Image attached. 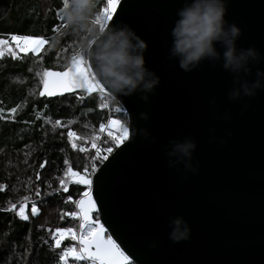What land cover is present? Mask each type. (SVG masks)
I'll return each mask as SVG.
<instances>
[{
	"label": "water",
	"instance_id": "obj_1",
	"mask_svg": "<svg viewBox=\"0 0 264 264\" xmlns=\"http://www.w3.org/2000/svg\"><path fill=\"white\" fill-rule=\"evenodd\" d=\"M183 3L118 0L107 20L108 26L128 24L146 41V67L160 84L148 103L135 94L116 101L127 116V139L91 177L102 236L112 237L128 264H264V91L230 101L233 77L219 64L205 61L185 73L167 59L170 30ZM226 19L241 29L238 48L254 47L264 55V0H228ZM71 67L72 60L63 69L46 71ZM257 69L264 71V61L252 65L246 79L254 80ZM96 91L101 93L75 88L42 97ZM212 98L215 109L209 106ZM213 110L228 113L229 119H213ZM145 111L147 121L139 118ZM140 128L149 131L148 140L139 135ZM186 136L196 140L193 163L199 171L182 180L183 166L168 168L163 148L170 139ZM175 216L190 228L189 239L178 243L168 238L169 218Z\"/></svg>",
	"mask_w": 264,
	"mask_h": 264
},
{
	"label": "trees",
	"instance_id": "obj_2",
	"mask_svg": "<svg viewBox=\"0 0 264 264\" xmlns=\"http://www.w3.org/2000/svg\"><path fill=\"white\" fill-rule=\"evenodd\" d=\"M63 3L0 0V39L30 35L47 41L38 53L0 59V264H89L72 256L60 260L75 241L64 238L55 246L53 233L76 222L77 218L64 213L76 211L75 201L85 191L72 182L66 192L60 181L67 169L84 175L97 149L100 165L102 157L110 154L105 149L114 150L117 144L111 128L97 140L100 125L112 117L126 119L116 101L107 103L97 91L90 96H40L43 73L63 69L76 56L75 39L63 24ZM106 4L107 0H97L98 15L102 16ZM68 131L82 135L83 142L73 148ZM29 200L40 210L36 215L29 213L25 221L11 206Z\"/></svg>",
	"mask_w": 264,
	"mask_h": 264
},
{
	"label": "clouds",
	"instance_id": "obj_3",
	"mask_svg": "<svg viewBox=\"0 0 264 264\" xmlns=\"http://www.w3.org/2000/svg\"><path fill=\"white\" fill-rule=\"evenodd\" d=\"M96 5L97 0H64L63 24L75 39L76 56L90 64V75L106 90L104 98L108 101L135 94L148 103L160 84L159 76L146 67L148 44L126 23L108 26L97 14ZM227 6L228 0H184L170 30L167 59L176 61L185 73L193 72L205 61L213 67L219 64L233 77L228 99L238 101L264 91V71L257 69L254 80L246 79L252 76V65L264 61V55L254 47H237L236 41L242 33L226 19ZM215 105V98L210 99L209 106L215 109ZM211 115L213 119H229L228 113L220 115L215 110ZM139 118L147 121L148 113L141 112ZM210 132L214 134L215 129ZM138 133L145 140L150 138L146 128H140ZM151 142L155 143L154 137ZM196 148L192 136L170 139L163 148L166 166L179 171L182 165V180L188 173L197 174L199 165L193 163ZM168 227V238L173 243L189 239L190 228L182 216L170 217Z\"/></svg>",
	"mask_w": 264,
	"mask_h": 264
},
{
	"label": "snow or ice",
	"instance_id": "obj_4",
	"mask_svg": "<svg viewBox=\"0 0 264 264\" xmlns=\"http://www.w3.org/2000/svg\"><path fill=\"white\" fill-rule=\"evenodd\" d=\"M116 8L115 0H107V5L102 9L105 16V21L112 18L113 10ZM11 41L16 42V47L19 51L28 52L29 50L33 53H38L42 46L47 43L41 37H33L30 35H13L11 36ZM8 44L7 40L0 39V46H5ZM2 50H0V55H2ZM15 58V57H14ZM92 72L91 66L85 63L81 58L74 56L72 59V67L63 72L60 71H45L43 73V90L40 92V96H55L59 93L68 92L75 88H84L91 90L93 88L104 93L106 90L103 86L94 81V76L90 75ZM15 112V109H12ZM119 111V110H118ZM56 124H60L57 120ZM110 125H116L119 123L117 120H109ZM101 129L105 126L100 125ZM123 134L115 139L116 143L120 140L127 139L128 131L127 129L122 130ZM76 133L69 131L68 136L73 137ZM75 148L76 145L72 144ZM80 151H84L83 148ZM107 153L112 152V148L108 147L105 149ZM100 149H97V155H99ZM102 159H107V156H103ZM43 167V164L41 165ZM96 172V167L93 165L91 172L87 175H80L76 171L68 170L66 175L70 178H74V183L76 185H85L87 190L83 191L80 199L75 201L76 208L78 211L71 210L65 212L64 215H70L72 218H78L80 221L79 228L81 232L79 235L74 234L71 228H57L53 233V239L55 241V246L59 247L61 241L69 236L73 240H77L80 248L77 250L75 248H65L63 253L60 255V260L65 261L68 256H72L75 260L85 259L90 261V264H128V256L121 251L120 247L108 236L106 239L103 238L102 234L105 233V227L100 222V215L97 212V202L92 198V184L91 175ZM61 185H64V191H68L66 182L64 180L60 181ZM78 193L80 189H74ZM37 196L40 195L39 191L36 193ZM71 199V196L68 197ZM16 206L13 205V208ZM32 214L36 215L38 209L33 203ZM96 213L93 217L90 214ZM22 220L27 221L29 219L28 215L25 214V205L21 204L19 211L16 213Z\"/></svg>",
	"mask_w": 264,
	"mask_h": 264
},
{
	"label": "rangeland",
	"instance_id": "obj_5",
	"mask_svg": "<svg viewBox=\"0 0 264 264\" xmlns=\"http://www.w3.org/2000/svg\"><path fill=\"white\" fill-rule=\"evenodd\" d=\"M117 1L118 0H115L116 3H117ZM101 17L104 18V20H105V16H104L103 13H102V16ZM105 23H107V20L105 21ZM4 40H7L8 41V44L5 45V46H0V50H2V53H3L2 55H0V59H2V58H14V57L17 58V57H20L24 53L31 52L30 50L28 52L19 51L17 49V47H16V42L11 41V38L4 39ZM42 48H43V46H42ZM42 48H41V50H42ZM31 53H33V52H31ZM43 79H44V77H43ZM120 108H122V107L120 106ZM125 118H126L125 120H123L122 117H119V118H116V119H114L112 117V119H109V120H117V121H119V123L116 124V125H110L108 123L109 122V120H108V122L104 125L105 127L103 129H101V127L99 128L100 129L99 131H101V133H99L100 135L98 136L99 138L97 140H100V138L103 137V131H105L108 128H111V130H112V135L111 136H113L114 139L117 138L118 136L122 135L123 134L122 130L123 129H127V116H126V113H125ZM72 132L76 133L75 131H72ZM68 140L71 141V144H78L80 142H83V136L82 135H77V134L75 136H73V137H69L68 136ZM124 140L125 139L120 140L119 143L123 142ZM68 170L69 169L65 170V173L62 176V180H64L66 182V186H68V184L74 182V178H70L68 175H66V173L68 172ZM85 190H87V188H85ZM33 203H35L33 200H29V201H25V202H18L17 205H15L16 207L13 208V205H12L11 206V209H12V211H15L17 213L19 211L20 205L23 204V205H25V214L26 215H28L29 213L32 214V211H31L32 206H31L30 210L28 211V205H31V204L33 205ZM35 205H36V203H35ZM36 207H37L38 213H39V210L40 209H39L38 206H36ZM79 224H80V221H79L78 218H77V220H76L75 223H72L71 224V226H72L71 229L73 230V233L74 234L79 235V233L81 232V229L79 228ZM65 238L71 239L69 236H66ZM71 240H73V239H71ZM73 241H75V243H76L74 248H76L78 250L80 248L78 241L77 240H73Z\"/></svg>",
	"mask_w": 264,
	"mask_h": 264
},
{
	"label": "built area",
	"instance_id": "obj_6",
	"mask_svg": "<svg viewBox=\"0 0 264 264\" xmlns=\"http://www.w3.org/2000/svg\"><path fill=\"white\" fill-rule=\"evenodd\" d=\"M101 94V96L104 98V93H100ZM105 99V98H104ZM105 101L107 102V103H109V101L107 100V99H105ZM113 151V150H112ZM98 161V155L96 156V158H91V160L89 161V164H88V168L87 169H85V173H84V175H87L88 173H90L91 172V169H92V167H93V165H95V167H96V170H97V168H98V166H99V163L97 162ZM94 174V173H93ZM93 174L91 175V177L93 176ZM83 261H86V262H88L89 264H90V261H88V260H85V259H82Z\"/></svg>",
	"mask_w": 264,
	"mask_h": 264
},
{
	"label": "flooded vegetation",
	"instance_id": "obj_7",
	"mask_svg": "<svg viewBox=\"0 0 264 264\" xmlns=\"http://www.w3.org/2000/svg\"><path fill=\"white\" fill-rule=\"evenodd\" d=\"M39 172V171H38ZM40 174V173H39ZM78 174H80V173H78ZM38 175V174H37ZM80 175H82V174H80Z\"/></svg>",
	"mask_w": 264,
	"mask_h": 264
},
{
	"label": "bare ground",
	"instance_id": "obj_8",
	"mask_svg": "<svg viewBox=\"0 0 264 264\" xmlns=\"http://www.w3.org/2000/svg\"><path fill=\"white\" fill-rule=\"evenodd\" d=\"M47 164V163H46ZM14 205V204H13Z\"/></svg>",
	"mask_w": 264,
	"mask_h": 264
}]
</instances>
